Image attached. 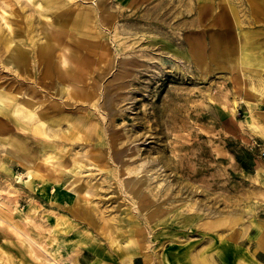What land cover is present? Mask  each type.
Instances as JSON below:
<instances>
[{"label": "bare ground", "instance_id": "obj_1", "mask_svg": "<svg viewBox=\"0 0 264 264\" xmlns=\"http://www.w3.org/2000/svg\"><path fill=\"white\" fill-rule=\"evenodd\" d=\"M4 2L10 8L7 11L1 7L0 15L14 36L0 24V150L9 156H0V171L16 176L3 160L13 164L16 158L28 170L30 179L25 184L43 199L58 207L59 192L66 193L68 201L61 206L67 212L57 219L54 230L76 231L71 218L75 216L98 232L114 233L109 240L115 244L118 257L114 255L113 262L128 257L133 260L132 255L126 257V251L118 249L125 248L124 239H136L146 264H197V258H203L206 264H223L226 255L239 254L249 264H259L249 249L220 235L222 229L236 231L245 215L255 211V205L225 212L193 201L192 195H175L167 184L148 178L157 164H131L139 152L128 147L127 134L109 128L128 118L121 106L128 98L126 92L131 91L128 78L148 66L147 58L171 61L177 71L184 66L174 60L192 61L203 78L216 69L236 72L251 110L247 122L264 129V111L258 108L264 102V0H248L252 14L248 26H244L237 4L231 0H195L197 16L183 23L191 29L184 34L185 47L174 44L179 37L170 19L183 10L173 0ZM24 8L30 14H25ZM141 24L142 29H137ZM195 28L198 30L193 32ZM143 37H150L148 43L137 47ZM43 164L46 169H42ZM92 166L114 178V190L119 189L130 203V211L122 209L126 214L120 217L119 228L114 218L115 227L100 223L92 194L99 193L102 185L84 178L85 169ZM68 173L74 178L66 184L63 178ZM10 200L9 209L22 211L16 197L10 196ZM7 207L0 208V237L17 245L3 226L7 221L17 235L33 241L20 222L13 221L16 217L10 216ZM62 223L64 229L59 228ZM258 225L264 238L263 221ZM198 231L202 232L201 244L215 243L192 252V259L185 262L196 243L190 235ZM68 238L66 235L64 240ZM54 240L61 242L60 238ZM94 242L92 235L83 233L76 248H99ZM13 260L0 248V264ZM51 264L63 263L54 256Z\"/></svg>", "mask_w": 264, "mask_h": 264}, {"label": "rangeland", "instance_id": "obj_2", "mask_svg": "<svg viewBox=\"0 0 264 264\" xmlns=\"http://www.w3.org/2000/svg\"><path fill=\"white\" fill-rule=\"evenodd\" d=\"M231 1L237 4L238 15L243 19L244 26L252 24L248 0ZM173 2L177 8L180 6L183 10L181 15L170 19L175 25L176 36L179 37L174 40V44L185 47L187 43L184 34L189 33L191 29L183 23L197 16L195 0ZM186 5L189 8L193 6V9L187 10ZM1 7L7 11L10 8L4 0H0V9ZM24 12L30 14L31 11L24 8ZM35 15L37 16L36 13ZM125 20L122 19L121 22ZM0 24L7 34L14 36L1 15ZM142 27L143 24L137 29L141 30ZM197 30L198 28H195L193 32ZM149 38L143 37L137 47L148 43ZM206 40L209 43V35ZM157 50L159 48H155V51ZM145 60L148 66L143 70L134 71L128 78L131 91L126 92L127 100L121 102L123 112L128 118L117 121L109 131L120 130L127 134L130 138L128 147L136 149L140 154L131 164H157L155 169H152L153 172H148V178L167 184L175 195H192L193 201L225 212L250 204L255 205V211L245 215V221L236 231L222 229L220 235H225L226 239L231 238L241 248L249 249L256 261L264 264V238L258 225V222L264 223V129L247 122L251 110L244 99L247 93L240 86L237 73L222 68L203 78L196 65L186 59L174 60L184 66L181 71H177L171 61L161 62L147 58ZM255 83L258 85L259 81L256 80ZM248 84L252 86V81ZM258 108L264 111V102L261 101ZM261 120L264 121L263 118ZM0 156L9 157L3 149L0 150ZM3 160L17 175L0 171V208H6L7 204L12 206L13 200H10V196L16 197V203L22 211H12L7 207L8 213L11 217H16L13 221H19L33 239L32 241L24 235H17L12 227H8L9 222L3 223L11 235L10 239L17 243L13 244L3 238L4 236L0 237V248L7 250L14 259L11 264H51L54 256L63 264H146L143 248L137 246L136 239H124L125 248L118 249L126 251V257L128 254L132 255L133 260L128 257L126 260L113 262L112 257L117 256L114 249L117 248H113L115 244L109 239H112L114 233L105 230L98 232L75 216L71 218L75 220L76 231H65L63 223L59 228L64 230L55 231V222L67 212L61 206L68 201L66 193L59 192L57 198L61 205L55 207L25 184L30 177L23 164L16 158H13V164L7 159ZM42 169H46L45 164ZM84 174L85 179L90 178L91 182L98 181L102 185L99 193L92 194L93 206H98L100 223L106 228L109 225L119 228V219L125 217L126 209L130 211V203L119 189L114 190L117 186L116 180L106 171L99 170L98 166L89 167L88 171L85 169ZM73 178V174L68 173L63 181L69 184ZM81 183L82 181L78 184ZM124 208L125 212L122 213ZM17 214L23 217L25 215L26 218ZM241 225L245 226V231ZM83 233L92 235L99 248H76L78 238ZM66 235L69 238L65 241ZM54 238H60V244H57ZM190 239L196 243L189 251L188 260L184 258L185 262L191 260L193 253L198 249L215 243L207 241L201 244L202 232L199 231L190 235ZM145 249L148 251L153 248ZM222 262L248 263L240 254L226 255V261L222 259ZM160 263L165 264L163 261ZM196 263L206 264V261L197 258Z\"/></svg>", "mask_w": 264, "mask_h": 264}]
</instances>
